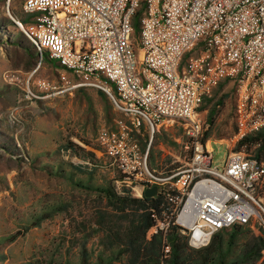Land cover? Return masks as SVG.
<instances>
[{"label":"built area","instance_id":"built-area-1","mask_svg":"<svg viewBox=\"0 0 264 264\" xmlns=\"http://www.w3.org/2000/svg\"><path fill=\"white\" fill-rule=\"evenodd\" d=\"M23 9L29 19L15 22L36 52L63 70L60 85L36 78L37 87L103 89L123 114L96 135L108 163L123 174L115 181L139 197L146 185L166 189L171 215L150 231L172 218L188 244L201 247L235 222L264 229V158L231 148L221 165L214 163L199 109L225 81L234 88L232 141L264 129V0H23ZM167 121L179 123L191 155L158 175L148 166V147L154 128ZM142 128L149 133L144 149L130 134Z\"/></svg>","mask_w":264,"mask_h":264},{"label":"rangeland","instance_id":"rangeland-1","mask_svg":"<svg viewBox=\"0 0 264 264\" xmlns=\"http://www.w3.org/2000/svg\"><path fill=\"white\" fill-rule=\"evenodd\" d=\"M26 16L23 0H0V264H90L101 250L99 233H93V214L104 199L75 185L68 175L93 185L111 181L116 189L123 188L114 179L119 176L116 167L108 163L96 140L101 126L113 125L123 114L93 84L60 92L37 87L36 78L60 85L63 70L42 59L14 21L25 24ZM27 90L36 96H27ZM219 98L222 102L216 104ZM233 101V89L224 81L202 103L204 119L215 106L212 121L204 122L203 136L218 165L236 144ZM130 134L140 148L148 142L145 129ZM186 141L176 121L154 128L150 149L156 174L187 162L191 149ZM70 142L92 151L87 155L95 165L73 168L70 163L81 158L64 151ZM85 238L89 255L82 263Z\"/></svg>","mask_w":264,"mask_h":264},{"label":"trees","instance_id":"trees-1","mask_svg":"<svg viewBox=\"0 0 264 264\" xmlns=\"http://www.w3.org/2000/svg\"><path fill=\"white\" fill-rule=\"evenodd\" d=\"M141 9L142 7L138 8L132 17L135 31L136 28L138 30V17ZM28 19L29 16H26L22 21L25 22ZM41 58L55 66L62 67L59 61L50 58L45 53L41 55ZM232 89L234 91L233 87ZM97 91L102 96L107 95L101 88ZM112 91L115 92L114 85H112ZM210 95L202 99L200 110L204 99ZM221 99L219 98L216 104L221 103ZM214 111L215 106L208 111L205 120L211 122ZM146 136L149 139L147 131ZM205 139L206 136L202 135L203 143ZM146 145L147 142L142 149ZM242 147L247 153L257 158H264V129L238 139L234 149ZM67 150H69V156L76 155L91 162V164L71 162L70 165L73 168L82 170L95 165L87 155H93V152L85 150L83 146L70 142L64 149V151ZM147 162L148 166L153 169L154 156L150 144ZM174 167L176 165L162 175L170 174ZM116 171L119 176L114 179L122 178V172L118 169ZM58 172L60 171L57 170ZM68 176L75 185L93 190L96 196L101 200L104 199L102 204L96 206L93 214L95 224L93 233H99L101 250L90 264H111L114 260H123L124 264H264V229H255L250 223L235 222L215 231L208 244L192 247L188 244L186 235L180 231L172 218L166 228L156 226L155 230L150 231L158 221H165L171 215L172 202L166 195V189H161L155 196L142 195L139 197L131 194L127 187L116 189L111 181L93 185L81 182L79 179H72L70 173ZM169 193L174 192L169 190ZM55 206L60 209V205ZM165 244L169 246L167 251L164 249ZM81 251L82 263H85L89 255L86 238L82 241Z\"/></svg>","mask_w":264,"mask_h":264},{"label":"water","instance_id":"water-1","mask_svg":"<svg viewBox=\"0 0 264 264\" xmlns=\"http://www.w3.org/2000/svg\"><path fill=\"white\" fill-rule=\"evenodd\" d=\"M15 21V20H14ZM159 192V184L146 185L143 190L144 196H155Z\"/></svg>","mask_w":264,"mask_h":264},{"label":"crops","instance_id":"crops-1","mask_svg":"<svg viewBox=\"0 0 264 264\" xmlns=\"http://www.w3.org/2000/svg\"><path fill=\"white\" fill-rule=\"evenodd\" d=\"M202 111V110H201ZM208 145V144H207ZM210 148H212V145L210 146ZM213 149V148H212Z\"/></svg>","mask_w":264,"mask_h":264}]
</instances>
